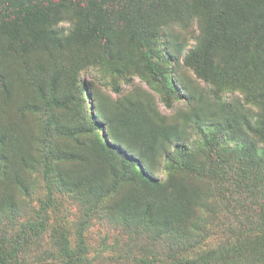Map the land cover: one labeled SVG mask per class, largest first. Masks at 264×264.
Returning a JSON list of instances; mask_svg holds the SVG:
<instances>
[{
    "label": "rangeland",
    "instance_id": "rangeland-1",
    "mask_svg": "<svg viewBox=\"0 0 264 264\" xmlns=\"http://www.w3.org/2000/svg\"><path fill=\"white\" fill-rule=\"evenodd\" d=\"M169 9L121 18L113 7L112 33L87 45L64 42L77 23L65 9L52 14L57 48L0 28V236L37 235L19 264H191L209 251L264 264L262 247L235 246L248 234L264 244L263 188L237 187L259 170L233 162L214 125L256 124L264 53L226 64L214 49L219 86L204 83L182 64L204 18ZM177 145L191 158L169 168Z\"/></svg>",
    "mask_w": 264,
    "mask_h": 264
},
{
    "label": "trees",
    "instance_id": "trees-1",
    "mask_svg": "<svg viewBox=\"0 0 264 264\" xmlns=\"http://www.w3.org/2000/svg\"><path fill=\"white\" fill-rule=\"evenodd\" d=\"M113 7H116L117 11L122 9L121 18L130 13V8L135 9L139 16L143 15L146 18L151 8H172L162 16L164 18H170L174 13L188 15L194 11L199 12L204 18L201 27L202 41L186 52L182 64L199 80L213 87L218 85L216 78L218 69L212 61L214 49H220L225 53L226 64L245 59L252 64L259 54L264 53V0H0V28H7L6 32L12 38L15 27L19 26L32 43L57 48L61 41L51 29L52 14L58 9H65L74 14L77 23L64 42L87 45L102 41L107 34L112 33L110 17L114 14ZM167 60L172 64L179 63L172 53H167ZM151 70L154 73L152 66ZM258 98L264 100V90L258 94ZM165 101L169 106L168 101L166 99ZM246 124L248 126L246 132L239 134L232 128L231 123L226 125L215 123L216 138L226 134L235 144L231 160L245 169L259 170L255 176L243 177L237 187L252 186L255 181L261 185L264 193V149L258 148L255 141L256 139L264 141V112L258 116L254 126L250 122ZM91 126L92 129H97V126ZM102 145L101 151L106 150L110 153L115 150V154L123 159L122 166L129 163L119 149L109 141L103 140ZM175 151L176 157H167L169 168L173 167L176 161L188 162L191 158V155L184 152L179 145ZM129 165L134 168L139 166V163L131 162ZM139 175L145 185L156 186V183L145 178L143 173L140 172ZM31 229L22 228L11 237L0 236V264H19V259L26 253L27 247L33 243L34 238H37ZM237 243L236 249L239 248L247 254L251 249L258 252V248L261 247L264 254V244L258 237L248 234L239 238ZM206 256L207 259L204 261ZM206 256L198 258L191 264H221V257H215V253L209 251ZM262 262L264 263V258Z\"/></svg>",
    "mask_w": 264,
    "mask_h": 264
}]
</instances>
